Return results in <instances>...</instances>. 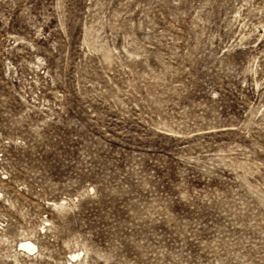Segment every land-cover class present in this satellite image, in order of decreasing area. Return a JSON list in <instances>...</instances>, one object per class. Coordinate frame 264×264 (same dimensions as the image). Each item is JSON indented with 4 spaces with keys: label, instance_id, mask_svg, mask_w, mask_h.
<instances>
[{
    "label": "rangeland",
    "instance_id": "obj_1",
    "mask_svg": "<svg viewBox=\"0 0 264 264\" xmlns=\"http://www.w3.org/2000/svg\"><path fill=\"white\" fill-rule=\"evenodd\" d=\"M0 264H264V0H0Z\"/></svg>",
    "mask_w": 264,
    "mask_h": 264
},
{
    "label": "bare ground",
    "instance_id": "obj_2",
    "mask_svg": "<svg viewBox=\"0 0 264 264\" xmlns=\"http://www.w3.org/2000/svg\"><path fill=\"white\" fill-rule=\"evenodd\" d=\"M19 247L20 248H25V249H27V250H33V249H35L36 248V246L31 242V241H29V240H21L20 242H19Z\"/></svg>",
    "mask_w": 264,
    "mask_h": 264
}]
</instances>
